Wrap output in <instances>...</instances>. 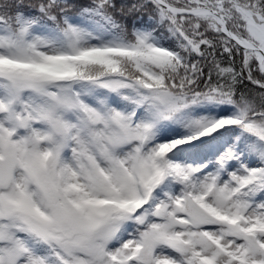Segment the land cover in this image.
<instances>
[{
	"label": "snow or ice",
	"instance_id": "6c2138e0",
	"mask_svg": "<svg viewBox=\"0 0 264 264\" xmlns=\"http://www.w3.org/2000/svg\"><path fill=\"white\" fill-rule=\"evenodd\" d=\"M0 264H264V0H0Z\"/></svg>",
	"mask_w": 264,
	"mask_h": 264
}]
</instances>
